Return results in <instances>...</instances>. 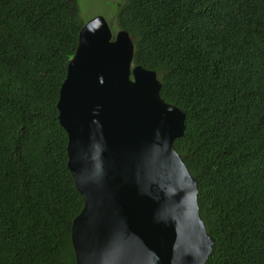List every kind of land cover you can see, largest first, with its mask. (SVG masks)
<instances>
[{
  "label": "trees",
  "instance_id": "obj_1",
  "mask_svg": "<svg viewBox=\"0 0 264 264\" xmlns=\"http://www.w3.org/2000/svg\"><path fill=\"white\" fill-rule=\"evenodd\" d=\"M82 24L76 0H0V264H75L55 104ZM113 27L184 114L204 264H264V0H119Z\"/></svg>",
  "mask_w": 264,
  "mask_h": 264
},
{
  "label": "water",
  "instance_id": "obj_2",
  "mask_svg": "<svg viewBox=\"0 0 264 264\" xmlns=\"http://www.w3.org/2000/svg\"><path fill=\"white\" fill-rule=\"evenodd\" d=\"M132 53L128 33L112 35L95 16L79 29L59 86L66 167L82 198L69 230L75 264H204L213 239L173 148L184 114Z\"/></svg>",
  "mask_w": 264,
  "mask_h": 264
},
{
  "label": "rangeland",
  "instance_id": "obj_3",
  "mask_svg": "<svg viewBox=\"0 0 264 264\" xmlns=\"http://www.w3.org/2000/svg\"><path fill=\"white\" fill-rule=\"evenodd\" d=\"M118 3L119 0H76L79 18L83 23L95 16H101L110 27L112 35L116 31L113 29V17Z\"/></svg>",
  "mask_w": 264,
  "mask_h": 264
}]
</instances>
